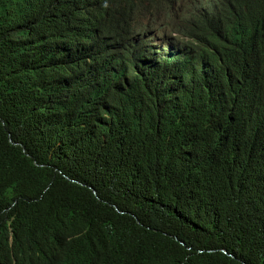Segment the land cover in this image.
<instances>
[{"label":"trees","instance_id":"1","mask_svg":"<svg viewBox=\"0 0 264 264\" xmlns=\"http://www.w3.org/2000/svg\"><path fill=\"white\" fill-rule=\"evenodd\" d=\"M133 2L0 0V264H264V0L171 75Z\"/></svg>","mask_w":264,"mask_h":264},{"label":"clouds","instance_id":"2","mask_svg":"<svg viewBox=\"0 0 264 264\" xmlns=\"http://www.w3.org/2000/svg\"><path fill=\"white\" fill-rule=\"evenodd\" d=\"M206 0H134L133 5L137 7L136 19L139 20L140 13L142 18L139 20L146 32L141 36L147 44V53L145 55L144 65L153 69H158L167 75L182 72L190 62L188 50L189 40L182 35L176 33L175 26H179L178 17H184L183 27H192L193 21H199L201 18L207 17L211 19H219L218 10L212 5L211 10L199 17H188L192 8L198 7ZM175 3V5H174ZM122 10L126 7L122 6ZM198 23V22H197ZM161 26H167L168 35L164 34ZM143 32V30H142ZM183 39V40H182ZM152 42V43H151ZM189 42V43H188ZM152 44H156L153 47ZM250 46V47H249ZM246 51H241V55L248 59L246 65H251L252 79H254L255 70L261 71L264 65L257 66L255 61L256 49L249 42ZM141 73H139L140 75ZM255 89H249L246 93L241 94L246 104L250 105L254 99ZM95 195V193H94Z\"/></svg>","mask_w":264,"mask_h":264},{"label":"bare ground","instance_id":"3","mask_svg":"<svg viewBox=\"0 0 264 264\" xmlns=\"http://www.w3.org/2000/svg\"><path fill=\"white\" fill-rule=\"evenodd\" d=\"M214 3H215V0H206L205 3H201L200 5H198V7L192 8V11L196 10L193 12L192 17H194L196 14H197L196 17L207 14L211 10L212 5ZM174 5H175V3H174ZM189 16H190V14L188 15V17ZM178 20L180 23L179 26L182 25V23L184 24V17L182 15L180 17H178ZM196 22H198V21H193L191 24H195ZM152 45H153V47H155L154 44H152Z\"/></svg>","mask_w":264,"mask_h":264},{"label":"rangeland","instance_id":"4","mask_svg":"<svg viewBox=\"0 0 264 264\" xmlns=\"http://www.w3.org/2000/svg\"><path fill=\"white\" fill-rule=\"evenodd\" d=\"M160 28H161V30H162V32H163L164 34H166L167 36H169V35H168V32H169V31H168V29H167V26H161ZM189 42H190V41H189ZM189 42H188V43H189ZM155 45H156V44H154V46H155Z\"/></svg>","mask_w":264,"mask_h":264}]
</instances>
